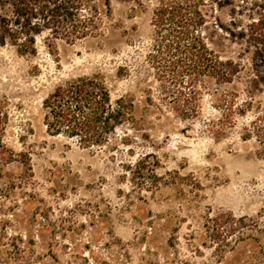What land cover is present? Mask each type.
I'll return each mask as SVG.
<instances>
[{
    "label": "rangeland",
    "instance_id": "374dc122",
    "mask_svg": "<svg viewBox=\"0 0 264 264\" xmlns=\"http://www.w3.org/2000/svg\"><path fill=\"white\" fill-rule=\"evenodd\" d=\"M112 2L101 35L66 42L45 31L34 54L0 44L10 112L0 146V264H264L255 136L264 126V0L201 5L204 37L236 71L202 88L189 119L168 105L148 60L159 0ZM11 13L0 9V20ZM96 73L114 99L132 102L128 123L100 147L50 134L44 98ZM230 100L239 109L226 116Z\"/></svg>",
    "mask_w": 264,
    "mask_h": 264
},
{
    "label": "trees",
    "instance_id": "16d2710c",
    "mask_svg": "<svg viewBox=\"0 0 264 264\" xmlns=\"http://www.w3.org/2000/svg\"><path fill=\"white\" fill-rule=\"evenodd\" d=\"M204 1L159 0L153 11L154 41L148 60L168 105L182 119L198 114L203 87L231 82L236 71L233 61H223L204 37ZM8 6L12 13L1 17L0 44L10 43L20 54H34L42 32L75 42L103 34L108 20L114 19L112 0H0L1 10ZM118 73H123V67ZM230 101L226 116L239 109ZM8 107L0 95V146L10 118ZM43 107L50 134L90 148L111 142L131 119L133 104L125 96L114 99L104 77L96 73L57 84L44 98ZM255 128L262 143L259 152L264 155V126Z\"/></svg>",
    "mask_w": 264,
    "mask_h": 264
}]
</instances>
